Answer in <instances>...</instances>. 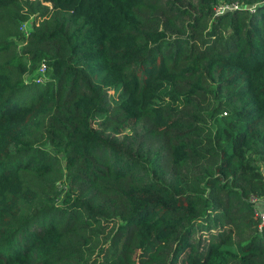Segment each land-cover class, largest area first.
<instances>
[{
	"label": "trees",
	"instance_id": "16d2710c",
	"mask_svg": "<svg viewBox=\"0 0 264 264\" xmlns=\"http://www.w3.org/2000/svg\"><path fill=\"white\" fill-rule=\"evenodd\" d=\"M250 196L264 0H0V264H264Z\"/></svg>",
	"mask_w": 264,
	"mask_h": 264
},
{
	"label": "built area",
	"instance_id": "2783aa9c",
	"mask_svg": "<svg viewBox=\"0 0 264 264\" xmlns=\"http://www.w3.org/2000/svg\"><path fill=\"white\" fill-rule=\"evenodd\" d=\"M248 201L252 204L255 215L258 218L260 227L264 223V198L250 196Z\"/></svg>",
	"mask_w": 264,
	"mask_h": 264
},
{
	"label": "clouds",
	"instance_id": "9594fccd",
	"mask_svg": "<svg viewBox=\"0 0 264 264\" xmlns=\"http://www.w3.org/2000/svg\"><path fill=\"white\" fill-rule=\"evenodd\" d=\"M44 71H45V68H44V65L41 63L39 65V67L37 68V73L33 79H32V83L35 84V85H39L41 83H43L44 81ZM257 197V196H255ZM253 207V206H252ZM254 211V210H253ZM257 217V216H256Z\"/></svg>",
	"mask_w": 264,
	"mask_h": 264
},
{
	"label": "rangeland",
	"instance_id": "374dc122",
	"mask_svg": "<svg viewBox=\"0 0 264 264\" xmlns=\"http://www.w3.org/2000/svg\"><path fill=\"white\" fill-rule=\"evenodd\" d=\"M27 24H26V26H23V28H27ZM36 71H37V69H36ZM29 77V73L27 72L25 75H24V79H27ZM34 77V76H33Z\"/></svg>",
	"mask_w": 264,
	"mask_h": 264
}]
</instances>
